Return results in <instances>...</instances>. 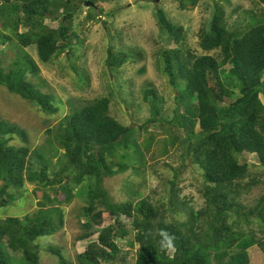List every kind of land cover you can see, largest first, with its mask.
Returning <instances> with one entry per match:
<instances>
[{
  "label": "trees",
  "instance_id": "1",
  "mask_svg": "<svg viewBox=\"0 0 264 264\" xmlns=\"http://www.w3.org/2000/svg\"><path fill=\"white\" fill-rule=\"evenodd\" d=\"M107 1L5 0L0 4L4 30L12 32L7 35L0 30V45L15 42L21 52L8 67H3L0 56V87L45 113L62 109L30 79L38 76L40 68L24 49L35 47L43 64L53 63L66 52L74 57L76 46L83 44L75 17L89 7L87 19L95 21L105 13L98 3ZM198 2L179 0L183 11L194 10ZM256 2L262 5L260 15H249L247 25L239 30L230 29L225 9L216 5L212 18L199 31V45L206 53L202 56L185 48L184 27L172 23L162 9L156 12L159 28L176 45L160 51L158 57L184 110H176L173 122L186 132L182 160L189 157L203 173L204 208L197 211L190 199L181 197L175 181L167 205L147 198L118 203L106 188V179L126 173L135 162L145 165V152H151L157 136L151 125L162 122L161 100L153 88L144 92L151 117L138 129L111 115L121 69L143 58L139 51L118 42L108 49L109 96L73 106L60 125L48 132L54 136L45 147L32 150L28 134L0 118V211L23 198L26 183L36 185L34 194L39 199L36 212L0 219V264H41L38 241L63 228L62 206L76 198L85 204L78 241L97 238L74 261L60 249L48 248L58 264H114L121 253L119 243L132 234L139 245L135 264H250L251 248L258 246L264 253V175L260 179L251 175L249 165L240 160L252 155L264 169V0ZM48 18L57 21L58 28L45 24ZM71 68L79 74L77 82L87 85L88 75L79 73L74 64ZM137 131L145 137L141 143ZM178 142L181 138L171 134L161 141L157 155H168ZM253 188H260L262 196L249 208L244 196ZM133 194L141 198L138 192ZM122 217L130 220V227ZM107 220L110 224L104 226Z\"/></svg>",
  "mask_w": 264,
  "mask_h": 264
},
{
  "label": "rangeland",
  "instance_id": "2",
  "mask_svg": "<svg viewBox=\"0 0 264 264\" xmlns=\"http://www.w3.org/2000/svg\"><path fill=\"white\" fill-rule=\"evenodd\" d=\"M0 4L4 5L5 0H0ZM216 5L225 9L231 30L243 29L249 21L248 16L252 13L259 16L262 7L256 0H199L194 10L183 11L179 0H109L107 3H98V7H103L105 13L99 14L95 21L87 19L90 11L89 7H84L75 17V30L83 44L76 46L74 57L70 58L66 52L53 63L43 64L38 60L35 47L24 49L40 68L38 76L30 79L41 87L43 92L49 93L55 104L62 105V109L53 114L45 113L38 106L0 87V118L23 129L29 136L32 150L45 147L48 139L54 136L53 133V136L48 135V132L54 131L60 125L63 117L74 110L73 106H80L82 101L87 103L102 96H109L108 49L112 45L117 47L118 42H121L127 48L139 51L143 58L134 59L121 69L118 78L120 84L116 90L114 89V98H111V115L121 124L138 129L151 117V107L144 101V92L148 88H153L161 100L159 119H162V122L151 125V130L155 131L157 136L151 152L144 150L145 165L140 167L135 162L134 168L126 173L106 179L105 186L118 203L127 201L136 203L147 198L154 204L167 205L171 196V183L175 181V189L179 190L180 196L190 199L195 210H201L205 206L201 194L203 173L191 163L189 157L182 160L185 149L182 139L186 138V132L176 128L173 120L176 110L180 113L184 110L179 105L178 91L171 85L169 77L163 73L161 59L158 57L160 51L171 50L176 45L169 41L159 28L156 12L157 9H162L172 23L184 27L185 48L197 56H202L206 53L199 45V31L212 18ZM110 13L112 17L109 16ZM2 21L0 18V30L11 35L10 30H4ZM45 24L50 28H58V22L49 18L45 20ZM14 43L0 45L3 67L10 66L21 54L20 48L15 47ZM71 64L79 69V73L83 71L88 75L87 85L77 82L79 74L72 70ZM115 96H118V99H115ZM58 101H61V104L57 103ZM166 129H170L171 132ZM199 130L197 124L195 131ZM174 133L181 138V142L175 147H170L168 155H157L160 153L161 141ZM136 135L139 143L145 138L139 131ZM240 160L249 165L251 175L262 178L264 169L254 156L245 155ZM35 189L36 185L26 183L22 190L23 198L10 208L1 210L0 219L23 217L36 212L39 199L34 194ZM134 192H138L141 198L134 195ZM261 196L262 190L253 188L244 196V203L253 208ZM84 206V201L80 198L62 206L65 214L63 228L56 234L38 241L41 264H58V258L48 251L50 247L60 249L63 256L74 261L77 254L83 253L90 242L96 240L97 236L91 240L78 241V236L82 233L81 224L85 221L82 211ZM166 218L170 221L169 212ZM122 220L130 227L131 223L127 217H122ZM255 220L253 226L257 224ZM108 224L109 220L104 226ZM244 227L247 228L246 225ZM133 237L134 234L128 240L119 243L121 253L114 264L136 263L139 245L134 243ZM249 255L250 264H264V253L258 246L251 248Z\"/></svg>",
  "mask_w": 264,
  "mask_h": 264
},
{
  "label": "water",
  "instance_id": "3",
  "mask_svg": "<svg viewBox=\"0 0 264 264\" xmlns=\"http://www.w3.org/2000/svg\"><path fill=\"white\" fill-rule=\"evenodd\" d=\"M89 6H93V4H90Z\"/></svg>",
  "mask_w": 264,
  "mask_h": 264
},
{
  "label": "bare ground",
  "instance_id": "4",
  "mask_svg": "<svg viewBox=\"0 0 264 264\" xmlns=\"http://www.w3.org/2000/svg\"><path fill=\"white\" fill-rule=\"evenodd\" d=\"M88 3V2H87ZM94 9H96V8H94Z\"/></svg>",
  "mask_w": 264,
  "mask_h": 264
}]
</instances>
